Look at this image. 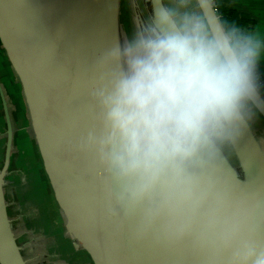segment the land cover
<instances>
[{
  "label": "clouds",
  "instance_id": "obj_1",
  "mask_svg": "<svg viewBox=\"0 0 264 264\" xmlns=\"http://www.w3.org/2000/svg\"><path fill=\"white\" fill-rule=\"evenodd\" d=\"M150 3L96 57V112L72 146L98 176L102 218L134 242L192 240L219 264H264V216L235 199L223 163L258 114L264 32L215 0Z\"/></svg>",
  "mask_w": 264,
  "mask_h": 264
},
{
  "label": "water",
  "instance_id": "obj_2",
  "mask_svg": "<svg viewBox=\"0 0 264 264\" xmlns=\"http://www.w3.org/2000/svg\"><path fill=\"white\" fill-rule=\"evenodd\" d=\"M119 8L120 0H0V46L20 83L64 232L90 253L94 264H219L208 247L192 240L169 247L152 240L134 242L127 232L116 231L102 218L98 176L91 170L90 158L72 147L92 124L96 112L89 99L96 78L93 65L103 48L119 37ZM0 104L5 124L0 264H30L13 229L6 199L14 127L1 84ZM258 115L264 122L262 92ZM232 150L241 176L226 158L224 167L239 179L235 199L256 207L252 215L256 222L264 216V140L249 125Z\"/></svg>",
  "mask_w": 264,
  "mask_h": 264
},
{
  "label": "rangeland",
  "instance_id": "obj_3",
  "mask_svg": "<svg viewBox=\"0 0 264 264\" xmlns=\"http://www.w3.org/2000/svg\"><path fill=\"white\" fill-rule=\"evenodd\" d=\"M144 3V0L142 3H138V0H120V38L125 34L130 35L139 19L143 21L147 16ZM0 82L5 86L10 115L15 126L21 128V131H18V128L14 127L12 157L5 183L8 211L17 239L30 264L37 263L35 261L38 253L46 256L57 255L59 258H62L63 254L69 256L71 252L68 250L69 242L64 232L60 207L55 200L44 166L38 157L34 137L27 129V110H24L22 106L18 88L16 92L12 86L16 83L14 81L12 83L8 71L1 66ZM0 118H2L0 125L1 166L5 147V124L1 113ZM255 121L257 124L260 123L258 115L250 125L260 139L259 128ZM226 159L241 176V170L232 148Z\"/></svg>",
  "mask_w": 264,
  "mask_h": 264
},
{
  "label": "crops",
  "instance_id": "obj_4",
  "mask_svg": "<svg viewBox=\"0 0 264 264\" xmlns=\"http://www.w3.org/2000/svg\"><path fill=\"white\" fill-rule=\"evenodd\" d=\"M144 1H146V0H144ZM217 6L231 8V9L236 10L237 12L246 14L253 21L250 25H247L245 27L264 32V0H215V7H217ZM0 66L2 68H5L8 71L9 76L12 80V83H13V81L16 83V84H14L15 86L14 85H12V86L15 88L16 92H17L16 88H18V90L20 92V96H21L22 106L24 107V110H25L26 106L24 103L20 83H19L13 69L11 68L9 61L7 60V57L4 53V51L2 50L1 46H0ZM259 74H260V81L262 83L263 91H264V63H262L259 66ZM0 83H1L2 89L4 91L5 97L7 99V96H6L7 92H6V89L4 88L5 86H3L2 82H0ZM7 102H8V99H7ZM0 113L2 115L1 104H0ZM259 118L262 121V122L260 121V123H259L260 125L257 124L256 121L255 122L257 124V127L259 128L258 133L260 135V139L262 138V140H264V122L260 116H259ZM1 122H2V118H0V125H1ZM15 125L16 124L13 121V127H16ZM16 128H18V131L19 130L21 131L20 127H16ZM27 129L31 132L30 122H29L28 117H27ZM254 133L256 134L255 131H254ZM256 136L258 137L257 134H256ZM67 239L69 242V249L68 250H70V252H71L69 256L66 254H63V255H61L62 258H59L57 255L46 256V255H43V253H38L39 255L37 257V260L35 261V262H37L36 264H94L90 253L87 252L85 249H83V247L81 246V244L79 242H75V240L69 238L68 236H67ZM75 244H77V245L74 246Z\"/></svg>",
  "mask_w": 264,
  "mask_h": 264
},
{
  "label": "trees",
  "instance_id": "obj_5",
  "mask_svg": "<svg viewBox=\"0 0 264 264\" xmlns=\"http://www.w3.org/2000/svg\"><path fill=\"white\" fill-rule=\"evenodd\" d=\"M216 11L224 18L230 21H235L236 23L240 24L243 27L250 25L253 21L246 14L237 12L236 10L231 9V8L217 6ZM261 92L264 95L262 83H261Z\"/></svg>",
  "mask_w": 264,
  "mask_h": 264
},
{
  "label": "flooded vegetation",
  "instance_id": "obj_6",
  "mask_svg": "<svg viewBox=\"0 0 264 264\" xmlns=\"http://www.w3.org/2000/svg\"><path fill=\"white\" fill-rule=\"evenodd\" d=\"M145 3H144V5H145V11H146V13H147V15H150V13H151V4H150V2L148 1V0H146V1H144ZM139 21H141L140 19H139ZM10 114H11V112H10ZM14 134H15V128H14ZM12 157V156H11ZM7 199V198H6ZM13 229H14V227H13ZM15 231V230H14ZM36 253V252H35ZM27 255V254H26Z\"/></svg>",
  "mask_w": 264,
  "mask_h": 264
}]
</instances>
